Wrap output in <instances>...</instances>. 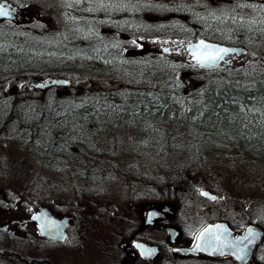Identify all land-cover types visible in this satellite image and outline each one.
<instances>
[{
  "label": "rangeland",
  "instance_id": "374dc122",
  "mask_svg": "<svg viewBox=\"0 0 264 264\" xmlns=\"http://www.w3.org/2000/svg\"><path fill=\"white\" fill-rule=\"evenodd\" d=\"M261 1L264 2L10 0L17 5L21 15L17 23H0V37H10L21 44L38 42L50 50L32 53L39 58L40 63L47 65L46 69L38 68L34 73L22 71L14 75L0 74V102L5 99H23V94L30 91L51 94L74 106L85 105L93 100L97 102V108L102 106L106 110L113 103L117 105L121 94L134 92L149 95L154 92L153 88L170 79L178 83L183 99L188 102L198 100L201 88L211 81L235 80L250 84L260 79L264 82V40L259 38L260 25L264 24V3ZM121 3L137 6V13L133 14L135 20L142 18L150 26L170 23L173 32L166 36H153L150 32L152 28L148 29L146 35L142 33V28L127 30L121 27V17L108 19L112 12L106 10L114 5L119 9ZM101 4L107 7H101ZM240 4L254 7L240 11L236 7ZM217 10L221 13L223 10L231 17L233 14H247L250 17L249 21L245 20L248 28L242 36L245 53L229 56L228 64H221L215 70L202 71L188 59L186 53L177 55L173 51L179 46L182 48L188 43L198 42L200 37H192L193 31L199 29L196 22L203 20L205 26L198 31H206ZM139 14L142 17L137 16ZM143 15L147 18L144 19ZM180 27L185 30L183 33L179 32ZM246 32L250 33V37ZM81 34L89 43L76 40ZM87 45L91 47L87 49ZM166 48L171 52L166 53ZM55 62L58 63L57 67ZM53 78L66 79L68 85L46 88L32 86ZM117 107L113 108L118 110ZM110 118H98L93 125H88L91 129L84 126L87 143H71L66 146L65 155L55 156L51 160L28 153L16 141L6 139L1 131L0 190L21 194L20 197L27 196L25 199L30 201H53L57 210L64 211L65 207L76 202L117 201L121 198L118 196L127 195L138 184H207V178L199 182V175H205L212 178L213 184L231 189L234 196L241 194L243 201L258 203L262 207L260 216L264 221V162L247 158L237 164L213 153L203 152L194 156L183 151L173 153L171 146L175 142L166 140L165 135L161 134L157 140H153V135L150 136V133L158 132L156 128L155 132L148 131V125H151L150 128L153 126L151 121L146 123L140 117L137 120L133 117ZM163 131L168 134L167 127ZM159 140L162 142L160 145L157 143ZM156 149H162V152ZM134 152H139V157L146 153V161L135 157ZM104 164H110L107 168H115L114 172L98 175V167H103L99 165ZM159 170H167V173L160 175ZM174 175H180L181 181L176 178L172 180ZM236 191L239 193L235 194ZM12 195L13 199L17 197Z\"/></svg>",
  "mask_w": 264,
  "mask_h": 264
},
{
  "label": "flooded vegetation",
  "instance_id": "af4514ba",
  "mask_svg": "<svg viewBox=\"0 0 264 264\" xmlns=\"http://www.w3.org/2000/svg\"><path fill=\"white\" fill-rule=\"evenodd\" d=\"M0 4L10 13L0 16V23H17L21 15L17 5L10 0H0ZM112 14L120 17L118 9ZM173 52L185 53L180 46ZM146 157L144 153L139 158ZM99 166L103 167H98V175L115 170L107 168L110 164ZM179 176L172 180L180 182ZM202 179L207 184H138L117 201L76 202L64 211L57 210L53 201H30L0 190V264H264L262 207L243 201L241 194L234 196L226 186L213 184L210 176L199 175V182ZM12 194L17 197L13 199ZM42 209L53 219L65 220L62 241L40 234L37 216ZM216 225L223 226L228 241L243 238L247 227L262 233L258 237L252 230L254 242L244 240L243 259L237 258L234 248H197L204 241L196 237L205 228L215 230Z\"/></svg>",
  "mask_w": 264,
  "mask_h": 264
},
{
  "label": "trees",
  "instance_id": "16d2710c",
  "mask_svg": "<svg viewBox=\"0 0 264 264\" xmlns=\"http://www.w3.org/2000/svg\"><path fill=\"white\" fill-rule=\"evenodd\" d=\"M121 5L120 10L118 9L120 17H131L130 20L123 19L119 23L127 30L142 28V33L146 34L148 29L152 28L150 32L153 36H166L174 30L171 29L173 25L170 23L150 26L151 24L141 20L142 18L135 20L133 14L136 15L137 6L133 7L128 3ZM110 8L112 10L109 11L112 13L117 9L116 5ZM243 10L246 11V8H240V11ZM112 15L108 19L115 20ZM137 16L142 17L140 14ZM216 16H221V19H216ZM233 16L238 18L235 23L231 14L225 17L220 10H217L215 15H212L214 19L209 22L212 23L211 27H207L204 32L198 31L205 26L203 20H198L196 25L199 29L193 31V39L200 37L243 46L242 36L248 28L245 20L249 21L250 17L247 14H233ZM143 17L147 18L144 15ZM260 26L259 38L264 40V24ZM178 30L181 33L185 31L181 27ZM246 33L250 37V33ZM76 40L89 43L83 39L82 34ZM90 47L86 46L87 49ZM47 49L50 50L38 42L29 41L21 44L15 42L13 38L0 37V74L14 75L22 71L34 73L38 68L46 69L47 65L40 63L39 58L32 53L35 51L42 53ZM55 63L57 67L58 63ZM153 91L149 95L134 92L121 94L117 100L119 104L113 103L106 110L102 106L97 108V102L93 100L85 105L74 106L65 99H56L57 97L51 94L43 95L41 92L35 94L29 91L23 94L25 95V98L22 96L23 99L17 98L12 101L5 99L0 102V132L2 131L6 139L19 143L28 153L50 159L65 155L66 146L71 143L86 144L88 137L83 127L93 125L98 118L133 117L132 119L137 120L140 117L146 123L151 121L153 126L150 128L149 125V131L155 132L161 129L160 133H150V136L155 137L152 138L153 140H157L158 135L161 134L165 135L166 140L175 142L171 146L173 153L183 151L189 156L203 152L213 153L225 160H233L237 164L247 158L264 162V82L262 80L256 79V82L250 84L235 80L211 81L201 88L198 100L193 102L183 99L180 93L181 87L173 79L156 86ZM53 104L55 106H52ZM114 106H119L118 110H115ZM241 106L244 108L243 111ZM117 113L119 114L116 117ZM165 127L168 134L163 131ZM88 128L91 129L90 126ZM157 143L162 144L160 140ZM156 151L162 152V149ZM157 164L160 165L159 162Z\"/></svg>",
  "mask_w": 264,
  "mask_h": 264
},
{
  "label": "snow or ice",
  "instance_id": "6c2138e0",
  "mask_svg": "<svg viewBox=\"0 0 264 264\" xmlns=\"http://www.w3.org/2000/svg\"><path fill=\"white\" fill-rule=\"evenodd\" d=\"M101 7H107V5L101 4ZM236 7L239 8H247V7H254V5L250 4H240L236 5ZM88 11H92V9H88ZM9 11L5 9L4 5L0 4V16L7 17L9 15ZM215 15V13H213ZM222 15L227 17L230 14L223 13ZM233 22H236V17H231ZM216 19H221V16H216ZM242 19V18H241ZM188 50L190 52V55L192 56V59L195 60L196 64L199 65L202 68H210L215 69L219 67L221 62L228 63L229 61L226 59V57L229 55V53L233 52V49L225 48V47H219L215 44H211L206 42L205 40H200L196 44H189ZM165 51H168V49H165ZM244 108L241 106V111H243ZM203 113H201L202 115ZM215 199V197H212ZM35 219V217H34ZM207 234V235H206ZM227 233L223 231V226L216 225L215 230L212 227L205 228L203 232H201L196 239L197 240H203V245H197V247H211V248H234L236 249V254L238 259H243L244 256L242 253H245V247L242 246L244 244V240H248L249 243L254 242L255 235L249 230V236L244 237L241 239H236L233 241L227 240ZM137 247H142L141 245H137ZM151 251V250H148Z\"/></svg>",
  "mask_w": 264,
  "mask_h": 264
},
{
  "label": "water",
  "instance_id": "95a60500",
  "mask_svg": "<svg viewBox=\"0 0 264 264\" xmlns=\"http://www.w3.org/2000/svg\"><path fill=\"white\" fill-rule=\"evenodd\" d=\"M201 40H205L206 42L211 43V44H215V45H217L219 47H225V48L233 49L234 51L229 53V55L235 54L237 56H240V55L244 54V51H245L243 48H241L239 46L228 45V44H224V43H218L216 41H211V40H206V39H201ZM198 42H191V43H188V44L185 45V51H187V53H188L187 55L190 56V60L192 62H194L195 64H196V62H195L194 59H192V56L190 55V52L188 50V46H189V44H193L194 45V44H196ZM221 63L226 64L224 62H221ZM197 66H198L199 69H202V70H213V69H210V68H202L199 65H197ZM67 85H68V81L66 79L53 78L50 81L33 84L32 86L34 88H46V87H50V86H67ZM37 220L39 222L40 234L42 236L49 237V238L52 237V238H55V239L60 240V241H62L65 238V234L63 232L64 225H65V220L53 219L50 215H48L44 211V209H42L40 211L39 215L37 216ZM249 230H251V231L255 230L253 232H257L258 237L261 236V233H262L261 230H259V229L256 230L253 227H247L245 229V233H244L243 238L244 237H248ZM194 248H196V246ZM197 248H199V247H197Z\"/></svg>",
  "mask_w": 264,
  "mask_h": 264
},
{
  "label": "bare ground",
  "instance_id": "6f19581e",
  "mask_svg": "<svg viewBox=\"0 0 264 264\" xmlns=\"http://www.w3.org/2000/svg\"><path fill=\"white\" fill-rule=\"evenodd\" d=\"M117 112H118V111H117ZM118 114H119V113H117L116 116H118ZM112 118H113V117L111 116L110 119H112ZM145 122H146V121H145ZM148 126H149V125H148ZM145 128H147L146 125H145ZM148 131H149V130H148ZM150 132H151V131H150ZM160 132H161V131L159 130L158 133H160Z\"/></svg>",
  "mask_w": 264,
  "mask_h": 264
}]
</instances>
